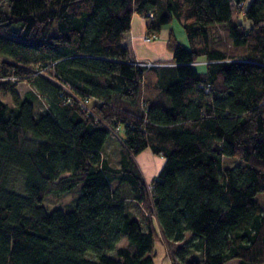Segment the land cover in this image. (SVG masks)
<instances>
[{"label": "trees", "instance_id": "1", "mask_svg": "<svg viewBox=\"0 0 264 264\" xmlns=\"http://www.w3.org/2000/svg\"><path fill=\"white\" fill-rule=\"evenodd\" d=\"M134 14L189 47L167 27L171 60L138 65ZM0 93V264H153L159 233L178 264H264V0H0Z\"/></svg>", "mask_w": 264, "mask_h": 264}, {"label": "crops", "instance_id": "2", "mask_svg": "<svg viewBox=\"0 0 264 264\" xmlns=\"http://www.w3.org/2000/svg\"><path fill=\"white\" fill-rule=\"evenodd\" d=\"M149 21L151 20H148L138 14H134L131 23V30L124 35V39L122 41L123 45L128 49V57L133 61L141 63L153 62L159 64L158 62L171 60L172 54L166 48V41L168 38L167 27H164L158 35H155L153 37L152 40H144V36H147L148 34L147 24L149 23ZM178 41L184 46L189 47V41L186 34H184L183 37L179 38ZM200 63L204 64L203 61ZM195 68L199 72L205 71V68L203 70L197 68V66H195ZM116 137L119 136L113 133L111 136H109L110 140H108L110 142H115L116 140L114 139H116ZM117 141L119 142V144L115 142L117 147L116 149H118L119 145V150H122L123 147L120 144V137ZM163 158L164 157L160 155H155L150 149H146L141 154L135 157V161L143 176L145 177L146 175L148 177V180H150L151 178L152 181V179L156 177L161 171L160 168L164 162ZM119 165L120 163L118 161V163L113 166L118 167ZM181 243L182 242L177 244ZM154 252L155 257L153 264H178L175 260V256L172 253V248L166 243L165 239L161 236L160 233L158 239L154 243Z\"/></svg>", "mask_w": 264, "mask_h": 264}, {"label": "rangeland", "instance_id": "3", "mask_svg": "<svg viewBox=\"0 0 264 264\" xmlns=\"http://www.w3.org/2000/svg\"><path fill=\"white\" fill-rule=\"evenodd\" d=\"M233 6H235L234 3H233ZM241 16H242L241 12L239 10L235 9V16H234L235 19H242ZM167 27L174 29L178 40H179V38L183 37V35L185 34V31L183 29L182 24L177 19H174L171 22V24ZM220 31L223 32L222 30H220ZM200 64L201 63L199 62L196 64V66H197V68L203 70L206 65L205 64L200 65ZM17 90H18L20 95H23L28 90V87L25 84H19ZM0 96L6 103H8L9 105H13L12 98L10 95H4V94L0 93ZM35 106L38 110L39 105L37 104V102L35 103ZM121 136H122V133L120 134L119 137H121ZM119 137H116V139H114V140H116L115 142L117 144H119V142L117 141L119 139ZM109 140H108L107 144L105 145V151L103 152V156L108 158L113 165H116L120 159L119 157H120L121 150H119V145H118V149H116L117 148L116 143L114 141L110 142ZM227 159L228 160H226V164L230 165V166L241 163V160H239V159H234V158H227ZM163 160H164V162H163V165H164L165 158H163ZM163 165L161 166L160 170L162 169ZM144 178H145L147 183H150L151 178H150V180H148V177L146 175ZM79 196H80V191L78 188L75 190H72L71 192H67V193L54 192V193L48 195L47 197H45L43 204L47 207V209L49 211H53L55 209H61L63 211H69L70 209H72V207L74 206V204H75V202ZM257 200L260 201V203L262 204V206L264 208V193L259 194L257 196ZM188 239H190V238H188ZM170 246H172V248L174 247L173 244H171ZM175 249H176V247H175ZM189 260L196 261L199 264H204V248L201 247L200 245H197V248L192 249V254L189 256ZM236 262L237 261H231L227 264H237Z\"/></svg>", "mask_w": 264, "mask_h": 264}, {"label": "built area", "instance_id": "4", "mask_svg": "<svg viewBox=\"0 0 264 264\" xmlns=\"http://www.w3.org/2000/svg\"><path fill=\"white\" fill-rule=\"evenodd\" d=\"M240 6H243V4H240ZM150 17L153 18V15L151 14ZM152 39H153L152 36H149V35L144 36V40H145V41H150V40H152ZM137 64H138V65L147 66V67L158 66V65H159V64H157V63H153V62H149V63H141V62H137ZM89 101H90V100H88V99L84 100V102H83V106H85V104L87 105V103H89ZM85 107H86V106H85Z\"/></svg>", "mask_w": 264, "mask_h": 264}]
</instances>
